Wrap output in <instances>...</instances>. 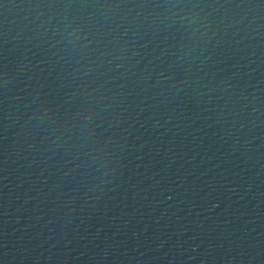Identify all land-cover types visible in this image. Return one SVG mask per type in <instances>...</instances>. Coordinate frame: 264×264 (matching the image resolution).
Segmentation results:
<instances>
[{
	"label": "water",
	"instance_id": "95a60500",
	"mask_svg": "<svg viewBox=\"0 0 264 264\" xmlns=\"http://www.w3.org/2000/svg\"><path fill=\"white\" fill-rule=\"evenodd\" d=\"M0 264H264V0H0Z\"/></svg>",
	"mask_w": 264,
	"mask_h": 264
}]
</instances>
